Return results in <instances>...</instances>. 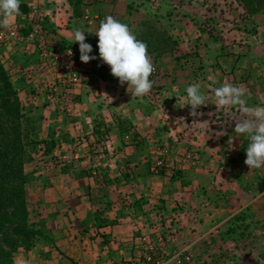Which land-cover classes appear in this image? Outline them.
<instances>
[{
    "label": "crops",
    "instance_id": "crops-1",
    "mask_svg": "<svg viewBox=\"0 0 264 264\" xmlns=\"http://www.w3.org/2000/svg\"><path fill=\"white\" fill-rule=\"evenodd\" d=\"M57 1L60 3L58 8L60 12L50 15H46L45 12H37L33 16H41L45 22L49 19L54 22L55 26L52 28L55 29L57 35H49L56 39L62 38L71 43L74 41L73 32L75 29L85 31L86 40L91 38L92 44L96 45L93 51L98 49V37L94 32L98 29L100 22L107 16L119 19V16L110 15L111 13L92 10L97 6L91 3L92 1L85 3L82 1V4L79 2L80 0ZM109 1H113L115 7L121 3L153 4L152 22L156 25L153 29L157 27L159 30L152 32V40L149 39L151 32L149 33L143 26L142 22L145 19L143 16L131 12V14L128 13L120 18L126 21V25L130 24V29L133 23L138 26V29H131V31L138 40L147 45L150 59L153 58L156 61L154 65L160 68L164 67L163 55L158 56V54H167L172 49H168V44L156 43L155 37L160 36L158 32L165 28L162 26L163 24L170 26L173 23L169 22L170 15L175 19H180V16L176 17V15L181 11V8H185V0H151V4L147 0H102L101 2L109 3ZM191 2L196 3V0ZM177 3L180 6H176ZM171 6L178 7V12L171 14ZM141 12H144L143 9ZM180 15L182 16V14ZM181 21L191 22L188 17ZM63 22L70 28L64 27ZM178 25L180 23L176 24V26ZM45 30L48 31L47 28ZM168 30L170 31L169 35L175 34L174 36H178L181 41L186 39L185 35H180L172 28ZM183 46L182 43L181 47ZM187 50L191 51L190 46L187 47ZM97 54L99 55V50ZM98 60L100 67L107 70L105 74L102 71L103 74L96 73L94 76L101 88V97L95 99L85 90L76 89L72 110L57 112V120L56 118L48 120L50 124H46L45 128L38 131L43 167H46L51 159L55 161L56 158L66 163L67 156L61 152L66 145L65 143L63 146V143H60L62 137L67 138L68 135L73 134L77 136L93 134L95 136L100 131L106 135L105 140L99 143L103 147L101 148L103 153L100 156L102 158L99 161L111 165V158H119L120 162L126 164L128 158L123 155L127 154L130 148L116 140L118 125H115L110 109V104L117 102L120 106L119 111H122L120 113L124 114L123 117L136 125L139 138L147 137L149 132L152 133V145L161 144V142L156 138L159 129L149 127V118L152 119L160 112L165 114L169 121L166 122L162 119L161 124L167 126V129L163 126L165 133H162V142L172 145L173 148L187 147L198 150L200 153L198 167L191 170L192 172L184 174L183 177L176 178H159L147 173L144 175L140 171V176L137 175L136 181L142 185V188H137L133 191L134 194L127 189H120L115 191V197L112 199L110 194L113 192L104 189L105 184L103 183L111 178V173L107 170L101 172L100 170L95 171V169L78 172L80 168L74 159L83 157L80 154L73 155L71 158L72 167L67 171L64 169V172L57 173L55 170L41 178L45 181H43L40 191L41 215L37 220L39 226L36 227L40 232L31 250L24 251L13 258L14 264H129L142 259V254L136 246L137 236L140 233L151 235L159 231L166 232L168 238L167 263L175 260L181 251L185 254L191 253L200 256V259L202 258L204 261L217 259L218 255L214 256L211 251L204 253L201 251L215 246L217 249L215 248L213 251L218 252L219 247H223L224 242L227 241V236H224L227 229L231 227L238 231L239 228L245 227L241 225H246L248 230L253 229L258 225L255 219L264 217V192L258 199L255 198V182L250 181L254 180L257 172L255 168L250 169L244 163L246 154L241 152L244 142L242 137H237L234 132L238 112L229 110L234 120L224 124L218 110L215 111L216 114H210L212 112H208L205 106L197 109L201 115L191 116L189 114L190 105L179 107L182 103L179 98L186 96L180 90L193 84L191 83L193 80H187V78L182 79L180 87L174 86L171 82L169 84L171 87H167L166 92L157 86L156 88L152 87L147 95H132L127 91V84L121 85L117 78L118 82H114L108 76L111 74L110 67L104 64L100 58ZM171 88L175 91L173 92ZM119 93L121 96L118 95ZM43 96L42 101L51 107L47 96ZM130 97H133L132 100H129ZM133 103H135L134 107ZM208 115L215 118L212 124L207 122ZM51 127L55 128V132H52ZM220 133L221 135H219ZM49 134L53 135L54 139L50 138ZM53 140L59 141L62 147L60 149L53 147ZM95 145L91 144L90 146L92 148ZM138 159L141 170L143 163L146 162L145 155H139ZM244 169L245 172L242 173L241 171ZM241 177L247 181L240 183ZM149 187L150 189H148ZM226 191H230L242 209H247L248 213L253 216L251 220L244 222L246 224L233 217L240 211L239 208L233 211L226 206L212 204L214 195L216 199L217 195L226 194ZM65 194L70 196L73 203L71 201L61 202V197ZM105 196L115 201L113 204L115 208L112 206L109 208L110 216H108V221L104 222L101 220L100 200H97L96 197L106 200ZM143 198L146 199V203ZM159 199L164 200V204L159 203L162 209L157 208L158 205H156L160 201ZM260 202H263L262 207L259 206ZM228 213L230 214L228 215ZM226 214L227 217H225Z\"/></svg>",
    "mask_w": 264,
    "mask_h": 264
},
{
    "label": "rangeland",
    "instance_id": "rangeland-1",
    "mask_svg": "<svg viewBox=\"0 0 264 264\" xmlns=\"http://www.w3.org/2000/svg\"><path fill=\"white\" fill-rule=\"evenodd\" d=\"M82 1H84V3L92 1L91 3L97 5L92 10L119 16L118 21L124 24H126V21L121 20L120 17H123L128 13L131 14V12H134L138 14V16H143L145 19L142 23L144 24L143 26L146 27L145 29H147L149 33L151 32L149 34V39L151 40L153 36L152 32H157V30H159L157 27L153 29V27L156 26L152 22L153 4L149 5L142 3L140 5H134V3H121L115 7L113 1L103 3L101 2L102 0H80L79 2L82 4ZM191 1L185 0V8H181V11L176 15V17L180 16V19H175V17L170 15L171 18L169 19V22L173 23L170 26L163 24L162 26L165 28L158 32L160 36L155 37L156 43H161V45L168 44V49H172V51H169L167 54H158V56L163 55L162 63L164 67L162 68L156 67L154 65L156 61L151 58V62L155 68V74H151L149 79L153 82V87L156 88L158 86L160 89L163 88L166 92V90H168L167 87H171V85H169L171 82L174 86L180 87L182 79H192L193 82L191 83L200 84L201 92L207 98L208 105L205 106V109H207L208 112H212L210 114H216L215 111H217V109L213 103L214 90L227 82L246 88L247 95L245 99L247 101V106L264 107V0H196V3ZM147 2L151 4L152 1L147 0ZM59 4L60 3L57 0H20L21 14L14 20L10 28H0V61L4 65L12 84L17 91L25 115L30 120L31 142L28 144V154L30 159L25 166V175L27 178L28 220L34 227L39 226L37 220L41 215L40 204H42V202L40 200V191L43 181H45L41 180V178L46 174L53 173L55 170L57 173L64 172L65 170L67 171V169L72 167L71 158L73 155L80 154L83 157L80 156L82 159H74V161H77L76 165L80 168L78 172H85V170L87 172L95 169V171L100 170L101 172H104L107 170L111 173V178L103 183L105 184L104 189L113 192V194H110L112 199L115 197V191L120 189H127L134 194L133 191L137 190V188H142V185H139L136 181L137 175L140 176V171L143 172L144 175L147 173L159 178L183 177L184 174L192 172L191 170H194L195 168L190 169L187 164L183 165L184 169H177L178 166H181L180 161L185 152H193L197 154L198 164L200 162V153L198 150L187 147L173 148L172 145H166L162 142V133H165L163 126H165V129H167V126L161 124V122L162 119L166 122L169 121L165 114H161L160 112L159 115L156 114L152 119L151 117L149 118V127L152 126L159 129L156 138L161 142V144L152 145V133L149 132L147 137L139 138L136 125H134L132 121L123 117L124 114L120 113L122 111H119L120 106L119 102H117L115 104H110V109L113 113L112 119L115 125H118L116 140H119V142L125 147L130 148L128 153L123 155L128 158L126 164L120 162L119 158H111V165L99 161V159L102 158L100 156L103 153V150L101 149L103 147H101L102 145L99 143L105 140L106 135L103 134V131H100L95 136H93V134H80L78 136L73 134L68 135L67 138L62 137L63 139L60 143H63V146L65 143L66 145H70L69 147L65 145L64 149L61 151L67 156L66 163L56 158L55 161L51 159L47 163V166L43 167L44 164L41 163L42 155L40 153L42 150L40 149L41 141L38 131L41 130V128H45L46 124H50L48 120H53L54 118L57 120V112L62 113L63 111H70L72 110L73 105L62 110L55 103L49 102V105L51 106L49 107L42 101V97H44L43 95L47 96V100L49 99L44 88V83L46 81H52L53 78L55 79L56 74L50 72V69L40 70L37 68V64L39 63L37 49L38 42L43 40V42H46L52 50L56 49L59 42H62L64 45L74 44L78 47L79 44L74 43V41L70 43L62 38L56 39L50 37L49 34L54 36L57 35L55 29L52 28V26H55V23L50 19L45 22L41 19V16L36 17L33 15L37 12H45L47 13L46 15L56 14V12H60L58 10L60 7ZM176 6H180L179 3H177ZM141 9H143L144 12H141ZM171 9L172 14L173 12H178L179 8L172 7ZM180 14H182V16ZM187 17L191 20L190 23L187 21H181V19L185 20ZM195 20L196 22H194ZM177 23H180V25L176 26ZM62 24H64V22ZM44 26L48 31L45 30ZM64 27H68V29L70 28L67 24H64ZM128 27L130 28L129 23ZM131 27V29H138V26L135 23H133V26ZM169 28L179 32L180 35H185L186 39L181 41L178 36H174L175 34L169 35ZM167 30L168 32H166ZM35 31H37L38 34L35 33ZM85 43L92 45V52L89 53V55L96 57V59L90 60L89 62L92 74L94 76L96 73L103 74L102 71H104L105 74L107 70L101 68L98 64L100 63L98 60L99 55L97 54L98 49L97 51H93L94 47H96L95 44H92L93 40L89 38ZM182 43L184 45L183 47H181ZM188 46H190L191 51L187 50ZM108 76H110L114 82H118V80L111 74H108ZM184 83L186 84L187 82ZM90 84L96 86L102 95L98 83ZM77 89H83L87 94L92 95L88 88L81 86ZM171 90L173 92L175 91L173 88H171ZM180 91L181 93L186 94L185 89ZM101 95H92V97L99 99ZM118 95L121 96L120 93ZM132 98L133 97H130L129 100H132ZM134 105L135 103H133V107ZM229 110L236 111L235 108ZM229 110L217 111L222 115L221 120L223 121V124L234 120L231 117ZM237 114L239 116V112ZM208 116L209 120L207 122L208 124H212L215 118L211 115ZM198 122L200 121L198 120ZM125 128H129V131L134 136L131 143H126L123 138V130ZM50 129L53 130L52 132H55L54 127H51ZM49 136L54 139L53 135L49 134ZM241 137L244 142L241 147V152L246 154V147L250 141L245 135H241ZM53 143V147H58L59 149L62 147L59 141L53 140ZM91 144L96 145L91 148ZM45 149L47 150V148ZM139 155H145L146 160L145 163L142 162L143 166L141 170L139 169ZM158 157L166 159L172 173L164 174V172H162L159 175L154 174L152 166ZM255 171L257 172V175L254 180L250 181L255 182L254 197L258 199V197L264 192V167L255 168ZM241 172L244 173L245 169ZM239 181L241 183L246 182L247 180L241 177ZM148 189H150V187ZM226 192V194L223 193L217 195L216 199L214 198V195L212 204L226 206L233 211L239 208L240 211L233 216L235 220L243 223L251 220L253 216L248 213L249 211L247 209H242V206L237 203L236 197L233 196L230 191ZM67 198H70V196L65 194L61 197V202H70L71 198ZM111 198L109 199L106 197V200H103V198L96 197L97 200H100V209H102L101 220L104 222L108 221V216H110L109 208L111 206L115 208V206H113L115 201H112ZM143 200L144 203H146V199L143 198ZM159 200L160 201L157 202L156 205H158L157 208L162 209L159 203L162 202L164 204V200ZM71 203H73V201H71ZM262 205L263 202H260L259 206L262 207ZM229 214L230 213H228V215ZM225 217H227V214ZM255 222H257L258 225L253 229L248 230L246 225H241L245 227L239 228L238 231L235 229L233 230L231 227L227 229L224 232V236H227V241L224 242L223 247H219V253L213 251L216 248L215 246L201 251L202 253L211 251L214 256L218 255L217 259L204 261L201 258L202 261L200 256L188 253L191 255L190 264H264V217H261V219H255ZM38 232L40 231L38 230ZM159 232L151 235L140 233L137 236L138 243L136 246L137 250L142 254V257L146 253L143 248L145 247V244L141 241L142 238H146L151 244H155V238L161 236L165 238L166 245H168L166 232ZM141 242L143 244H141ZM23 252L24 250H19L13 258H16ZM183 253L185 252L181 251L178 254ZM142 261H134L129 264H142ZM166 261V264H176V259L168 263Z\"/></svg>",
    "mask_w": 264,
    "mask_h": 264
},
{
    "label": "clouds",
    "instance_id": "clouds-1",
    "mask_svg": "<svg viewBox=\"0 0 264 264\" xmlns=\"http://www.w3.org/2000/svg\"><path fill=\"white\" fill-rule=\"evenodd\" d=\"M20 14V0H0V28H10ZM84 32L75 29L73 39L74 43L79 44L80 60L88 63L96 57L89 55L92 45L85 43ZM94 33L98 37L99 58L110 67L111 75L117 78L121 85L126 83L127 91L132 95H147L153 87L149 77L154 71L147 45L136 38L128 25L112 16L102 20ZM68 54L71 55V52ZM185 92L186 96L179 98L182 101L179 107L190 105L191 116L201 115L197 109L207 106L208 103L206 96L201 92L200 84L187 86ZM246 95L247 90L243 86L225 82L214 90L213 103L217 110L235 108L239 112L235 119L234 132L237 137L245 135L250 141L246 147L244 163L250 169L260 168L264 166V107L247 106Z\"/></svg>",
    "mask_w": 264,
    "mask_h": 264
},
{
    "label": "trees",
    "instance_id": "trees-1",
    "mask_svg": "<svg viewBox=\"0 0 264 264\" xmlns=\"http://www.w3.org/2000/svg\"><path fill=\"white\" fill-rule=\"evenodd\" d=\"M30 120L0 61V264L29 251L38 235L28 220L25 164L30 159ZM129 128L123 130V137Z\"/></svg>",
    "mask_w": 264,
    "mask_h": 264
},
{
    "label": "built area",
    "instance_id": "built-area-1",
    "mask_svg": "<svg viewBox=\"0 0 264 264\" xmlns=\"http://www.w3.org/2000/svg\"><path fill=\"white\" fill-rule=\"evenodd\" d=\"M35 33L38 34L37 31ZM38 54L39 63L37 68L40 70L50 69V72L56 74V78L52 81H46L44 83L45 91L48 94V100L50 103H55L62 110L73 105L75 89L78 87H85L89 89V92L93 96H100L99 89L90 83L97 84L94 79V75L90 69V61L88 63H83L80 60L79 47L74 44L64 45L59 42L56 49L52 50L49 48L46 42L40 40L38 42ZM69 51L71 55H69ZM152 74H155V68ZM124 140L126 143H131L134 139L133 134L129 131L124 135ZM181 166H178V170L184 169L183 165L187 164L190 169H194L198 164L197 154L193 152H185L183 154L181 161ZM264 167V166H263ZM152 171L155 175L160 173H172L165 158H157L152 166ZM141 241L144 242L146 251L145 255L142 257V264H166V240L164 237L159 236L155 238L156 243L151 244L146 238H142ZM141 244H143L141 242ZM144 246V245H143ZM176 264H190L191 256L189 254H178Z\"/></svg>",
    "mask_w": 264,
    "mask_h": 264
}]
</instances>
